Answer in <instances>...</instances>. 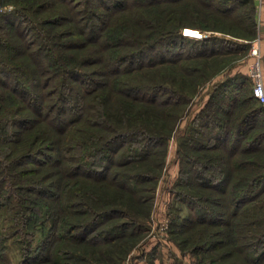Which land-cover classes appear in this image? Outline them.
Wrapping results in <instances>:
<instances>
[{
	"label": "trees",
	"instance_id": "obj_1",
	"mask_svg": "<svg viewBox=\"0 0 264 264\" xmlns=\"http://www.w3.org/2000/svg\"><path fill=\"white\" fill-rule=\"evenodd\" d=\"M0 1L13 6L0 12V250L17 246V264L47 262L50 255H39L59 251L49 241L60 223L65 235L57 237L70 245L63 253L90 264L88 256L120 250L119 240L144 227V184L158 179L191 98L186 62L248 47L183 34V26L217 29L187 16L186 4L235 20L251 40L256 1ZM128 12L138 13L137 24L119 22ZM244 83L221 80L193 120L198 128L180 142L187 166L175 194L192 213L171 231L222 225L209 242L199 235V250L264 264V105L253 91L238 97ZM48 220V238L36 245Z\"/></svg>",
	"mask_w": 264,
	"mask_h": 264
},
{
	"label": "rangeland",
	"instance_id": "obj_2",
	"mask_svg": "<svg viewBox=\"0 0 264 264\" xmlns=\"http://www.w3.org/2000/svg\"><path fill=\"white\" fill-rule=\"evenodd\" d=\"M225 1V0H224ZM256 1V17L258 23V30L256 36L251 39H245L241 37V34H244L242 28H239L235 24V20L221 19L222 17L211 15L204 10L197 9V5L192 4L190 1L186 4L187 16L195 14L191 18L197 21V23L202 24L201 20L213 24L217 29H200L198 27L192 26H183L181 31L186 30V35L192 38L201 39L205 36H216L219 38H228L236 42H248V47L240 48L236 45H229L233 53L225 54L224 56H215L214 58H196L191 59L190 61H185L187 65L192 68V74L190 76L184 77L186 83H182L185 86V90L191 96L190 101L185 108V112L181 115V118H178L176 122V128L173 135L168 141L167 152L165 156V165L162 167L160 175L156 181H149L144 184L148 188L143 191L141 194L144 196V205L141 208L143 212H147L146 217H140V220L143 223L144 227L135 226L134 235L128 240L121 239L119 243L122 247L120 250H115L114 253L104 252L102 254L95 253L94 255L88 256L90 264H135L134 259H138L144 264H154V261L158 260V264H241L243 258L241 254L232 255L226 258H221V250H199L197 247L201 243L199 235L202 236L203 241L209 242L212 238L208 236L209 232L215 231L218 228H222V225L214 226H196L191 228L186 233L180 231H171V228L176 229V223L183 220L187 217L190 212L192 213L190 207L186 202L181 201L176 197V192L180 190V185L178 184L179 180L185 176L183 171L185 167L181 163V156L178 153L180 142L183 140V137L189 136L190 128L197 127V124H194L193 120L200 112V109L204 106V103L210 96V93L215 90L217 85H219L221 80H224L225 77L231 75L236 77H241L244 80V85L238 93V97L249 96L252 91L253 82L250 76V66L256 60L259 59L263 76H264V42L262 35L263 31H259V11L261 10L262 0ZM228 3V1H227ZM11 4L1 5L0 1V12L12 8ZM198 10V11H197ZM158 13L156 14V16ZM160 16L161 12L159 13ZM215 16V17H214ZM138 13L128 12L124 14L123 19L128 23L137 24ZM152 19L153 16L151 17ZM157 20V19H156ZM130 27H132L130 25ZM198 32L202 33L201 37L198 36ZM238 34V36H237ZM189 43H183L182 47L185 49ZM223 44H220L222 47ZM226 45H223V47ZM257 49V54H252L253 49ZM197 69L195 70V67ZM167 73V71L165 72ZM177 73V74H176ZM172 73V77L178 82H180V76L178 71ZM156 75V74H155ZM220 92V90H218ZM254 105H258L257 101L252 102ZM260 105V104H259ZM220 114V113H218ZM257 119V126H261ZM197 125V126H196ZM154 174V173H153ZM155 182V183H154ZM243 182V181H241ZM217 209L218 207L213 206L212 209ZM260 207H254L255 211H259ZM134 210V209H133ZM260 213V212H257ZM131 214H138L135 211ZM68 216L62 215L61 218H67ZM61 220V219H60ZM121 220H124L123 218ZM61 222V221H60ZM174 222V223H173ZM52 226V221L48 220L45 226H42L43 232H39L35 238V244L38 245L42 242L44 238H48V233L45 234ZM62 227V224H61ZM56 233L49 241V250H59L57 253H50L43 251L40 258L44 255H50V260L47 262L43 261L40 264H68V263H78L86 264L79 259L66 257V254L63 253L66 250L70 249V245L67 244V240H61L64 231L60 229V223L56 228ZM236 230V229H234ZM54 237V238H53ZM189 238L187 242L184 241L185 238ZM233 237L237 238V233H233ZM126 242V243H123ZM196 252H192L195 248ZM90 249V247H88ZM105 248V247H101ZM127 248V254L123 255V259L119 260L118 256L121 250ZM90 251V250H89ZM0 250V264H8L7 259L11 260L9 264H17L20 260V253L17 249V246L10 244L8 250ZM78 254L85 255L82 250L77 251ZM116 253V254H115ZM87 256V254L85 255ZM30 264H37L35 262Z\"/></svg>",
	"mask_w": 264,
	"mask_h": 264
},
{
	"label": "built area",
	"instance_id": "obj_3",
	"mask_svg": "<svg viewBox=\"0 0 264 264\" xmlns=\"http://www.w3.org/2000/svg\"><path fill=\"white\" fill-rule=\"evenodd\" d=\"M183 34L186 35L185 30ZM203 34L198 32L197 37H201ZM258 50L255 48L252 50V54H257ZM250 76L253 82L252 91L257 100L264 105V76L259 59H256L250 66Z\"/></svg>",
	"mask_w": 264,
	"mask_h": 264
},
{
	"label": "crops",
	"instance_id": "obj_4",
	"mask_svg": "<svg viewBox=\"0 0 264 264\" xmlns=\"http://www.w3.org/2000/svg\"><path fill=\"white\" fill-rule=\"evenodd\" d=\"M258 18H259V31H263L262 35L264 36V0H262V4H261V10L259 11L258 14ZM264 42V38L262 39ZM135 260V264H144V262H141L138 259H134ZM159 261L156 260L154 261V264H158Z\"/></svg>",
	"mask_w": 264,
	"mask_h": 264
},
{
	"label": "bare ground",
	"instance_id": "obj_5",
	"mask_svg": "<svg viewBox=\"0 0 264 264\" xmlns=\"http://www.w3.org/2000/svg\"><path fill=\"white\" fill-rule=\"evenodd\" d=\"M185 33H186V30H185Z\"/></svg>",
	"mask_w": 264,
	"mask_h": 264
}]
</instances>
